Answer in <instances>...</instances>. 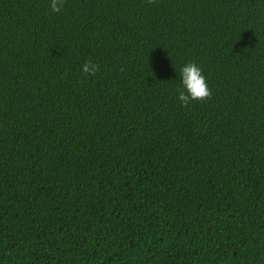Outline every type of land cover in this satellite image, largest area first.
I'll list each match as a JSON object with an SVG mask.
<instances>
[{
  "label": "trees",
  "instance_id": "1",
  "mask_svg": "<svg viewBox=\"0 0 264 264\" xmlns=\"http://www.w3.org/2000/svg\"><path fill=\"white\" fill-rule=\"evenodd\" d=\"M50 3L0 0V264H264V0Z\"/></svg>",
  "mask_w": 264,
  "mask_h": 264
},
{
  "label": "clouds",
  "instance_id": "2",
  "mask_svg": "<svg viewBox=\"0 0 264 264\" xmlns=\"http://www.w3.org/2000/svg\"><path fill=\"white\" fill-rule=\"evenodd\" d=\"M62 6L63 0H51L50 7L53 12H59ZM97 70L98 66L91 60L86 61L81 67V71L86 75H93ZM178 75L182 89L178 91V100L182 106H186L190 100L204 99L209 95L206 78L197 64L183 65L179 69Z\"/></svg>",
  "mask_w": 264,
  "mask_h": 264
}]
</instances>
